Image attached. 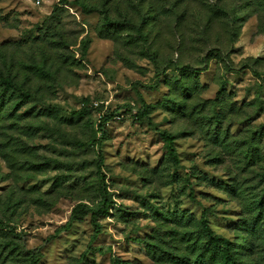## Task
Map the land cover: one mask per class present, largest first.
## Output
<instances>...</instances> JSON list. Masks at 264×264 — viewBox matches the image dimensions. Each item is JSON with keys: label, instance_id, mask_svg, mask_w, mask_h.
<instances>
[{"label": "rangeland", "instance_id": "1", "mask_svg": "<svg viewBox=\"0 0 264 264\" xmlns=\"http://www.w3.org/2000/svg\"><path fill=\"white\" fill-rule=\"evenodd\" d=\"M59 1L0 0V65L32 94L0 117V264H76L83 253L84 264H170L159 248L193 261L206 241L195 239L203 214L240 247L239 264H264V231L256 239L236 227L246 214L264 229V160L248 144L254 136L264 156L258 14L246 1L232 22V0H85L105 6L111 22L131 21L119 26L74 0L53 17ZM138 92L154 126L136 115ZM83 98L88 111L78 118ZM217 112H226L225 142L215 136ZM159 130L175 136L176 167ZM99 149L111 197L100 233L92 238L86 211L55 235L78 204L98 205ZM241 236L253 240L247 254Z\"/></svg>", "mask_w": 264, "mask_h": 264}, {"label": "trees", "instance_id": "2", "mask_svg": "<svg viewBox=\"0 0 264 264\" xmlns=\"http://www.w3.org/2000/svg\"><path fill=\"white\" fill-rule=\"evenodd\" d=\"M248 3V6L258 14L260 17L261 23L264 22L263 16H264V0H232V3L229 2L230 7L229 11L231 12V21L234 22L236 20L237 13L239 11L245 10L246 9V4L245 2ZM69 3L68 0H60L58 4L55 6V9L53 11V17L56 15L57 10L60 9V7L63 4ZM78 6H80L84 11L86 12H91V11H99L103 15V19L107 23H114L111 22L112 20L109 18L107 14V9L105 6H102L99 8L97 5L92 4L90 2H87L85 0H74L73 2ZM224 13H226V10H224ZM130 20L128 19H122L118 20L117 24L119 26L121 25H127L130 24ZM138 32H140V27L137 26ZM141 37L146 40V37L142 34ZM6 65V63L4 64ZM33 69L39 70V71H44L45 67L43 65L39 64H33ZM195 71V70H191ZM18 76V71L17 73H12L10 69L4 72L3 66L0 65V117H2L5 114L6 109H10L12 113H15L18 108L25 102L30 101L32 99V94L28 89L24 88V84H20L17 80ZM158 85V82L156 81L154 84L151 86L156 87ZM178 90L184 93V95H187L189 88L186 82L183 81V83L179 84ZM222 90H224V87H222ZM138 97L141 103V108L137 112V117L141 121L147 122L148 125L154 126V122L152 120V117L150 116V110L152 109V105L148 104L142 94L138 92ZM224 99V91L221 92V100ZM220 100V102H221ZM82 101L84 102V106L81 108V110L75 112L78 118L82 117L87 111H88V104H89V99L83 98ZM226 112L222 116L221 114H218V112L215 114L214 118L212 121H215V136L217 141H223L225 142V137L223 140L220 138L221 135L223 134V127L221 126L222 121L225 120L226 118ZM108 117L104 116L103 120L101 121V124H99V130L103 134L105 132L103 128V121H106ZM221 126L222 132L218 129V127ZM160 136L162 137L164 141V147L166 150V158L167 160L173 165L174 167L179 165V156L176 150L175 146V136L169 132L168 130H159ZM257 133V131H256ZM254 136H251V138L248 140L249 147L252 150V158L256 159L257 161H261V159L264 160V156H262L259 153L258 147L255 145L257 142L254 140ZM97 145L100 146V141L97 140ZM103 152L99 149L98 150V164H97V171L99 172L100 176V182L101 186L99 188V194H100V201L98 205L95 208H88V206L84 203H80L73 209L72 216L70 221L63 226L62 228H59L56 230L55 235H59L65 230L70 229L71 223L74 219H77L78 217L83 214V212L89 211L91 213V222L93 223V226L95 228L93 232L92 238L95 239L98 234L101 231V224L97 220L98 216L108 213L110 205H111V197L110 194L106 190L105 186V174L102 171L103 169ZM219 187H223L222 184L217 183ZM226 187V185H224ZM258 208H260L258 206ZM259 213V212H258ZM177 213H173L172 216H170L167 213H160L161 218L163 219L164 222L171 221L173 216H175ZM159 224H163L162 221ZM185 224L188 222V219L186 218L183 220ZM198 227L199 230L197 232V235L195 237L196 240H204L205 244H200L199 246L196 247V251H198L197 257L195 260L190 261L189 260V255H180L177 253L173 252H165L162 248H159V250H154L153 253L158 254L160 259H165L168 261L170 264H212L211 261L213 260V263L217 264H239L238 263V257L241 254L240 251L238 250L240 247L235 246V242L230 241L228 238L217 234L209 225V220L206 217V215H202L200 220H198ZM237 229L245 231V233L249 236H252L253 238L256 239H261L262 234L264 229H262L259 226V222L257 220H253L251 218H248L245 214V216L241 217L239 222L236 225ZM240 239H247V236H241ZM253 245V240L247 239L245 245L242 246L244 249V254H247L249 252L250 247ZM154 246H156L154 244ZM241 248V249H242ZM240 249V250H241ZM101 252H104L102 248H100ZM168 255V257L166 256ZM210 258V262H208V259ZM86 253H83L78 260H76V264H84L86 261ZM38 259L33 258L30 261V264H37ZM111 264H126L122 262L119 258L112 257L111 258Z\"/></svg>", "mask_w": 264, "mask_h": 264}]
</instances>
